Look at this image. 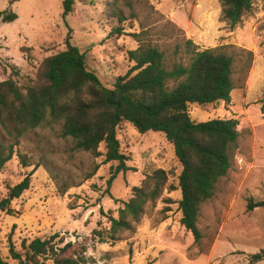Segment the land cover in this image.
<instances>
[{
  "label": "rangeland",
  "instance_id": "obj_1",
  "mask_svg": "<svg viewBox=\"0 0 264 264\" xmlns=\"http://www.w3.org/2000/svg\"><path fill=\"white\" fill-rule=\"evenodd\" d=\"M184 1L132 0V8L123 6L128 19L121 24L110 17L107 0H74L73 11L66 19L65 0H0V82L11 78L23 86L30 84L44 59L66 50L70 34L71 44L85 53L88 70L114 89L118 78L134 66L128 51L138 44L131 34L148 29L154 43L174 56L177 45H182L187 36L174 20L175 14L191 18ZM217 9V0H210L207 10L197 17L213 26L219 20ZM2 12L15 13L17 19L3 22ZM134 13L136 18L132 17ZM118 27L124 29L123 34L110 35ZM225 29L231 30L229 26ZM234 30L237 34L230 35L234 41L226 44L233 46L230 52L235 56L234 105L230 103L228 109L227 103L219 102L189 108L195 122L230 119L234 115L240 132L231 170L217 184L214 197L201 206L198 227L203 238L199 243L192 234V240H188L182 233L170 234L162 228L167 221L171 222L169 229L181 224L180 190L165 191L155 204H148L135 232L123 233L121 241L101 243L93 236L94 230L110 228L109 216L118 217L122 201L132 197V188L141 186L146 175L163 169L169 176L168 185L177 186L182 172L175 148L164 134H142L124 121L118 128V139L129 158L127 165L133 170L120 173L109 189L111 167L117 162L101 165L92 179L65 195L58 193L55 180L40 165L43 160L57 161L74 176H81L93 163L101 164L103 160L87 153L72 155L71 144L60 138L58 127L38 130V134L18 142L5 139L8 144L15 143V153L0 171V200L9 197V187L28 176L30 186L20 198L11 197L12 214L0 212V256L8 264H18L10 258V240L20 250L24 239L60 233L66 242L86 245L93 264H253L251 256L264 250V206L249 209L251 204L264 202V0H255L253 11ZM244 49L254 54L248 73ZM175 57H184L182 61L188 63L183 52ZM254 67L259 74H252ZM4 136L0 129V141ZM100 151L105 152L104 145ZM218 236L215 258L211 251ZM164 237L174 242L166 254L165 247L159 245Z\"/></svg>",
  "mask_w": 264,
  "mask_h": 264
},
{
  "label": "trees",
  "instance_id": "obj_2",
  "mask_svg": "<svg viewBox=\"0 0 264 264\" xmlns=\"http://www.w3.org/2000/svg\"><path fill=\"white\" fill-rule=\"evenodd\" d=\"M131 1L107 0L110 17L125 23L128 18L123 6L132 8ZM219 3L220 21L233 30L253 11L255 0H219ZM73 5L74 0H65L63 19L73 11ZM132 15L137 17L135 13ZM1 18L10 23L17 15L2 12ZM123 31L118 27L110 35L119 37ZM131 36L138 44L135 50L128 51L134 66L118 78L114 89L106 87L88 70L86 55L71 44L70 34L66 50L44 59L30 84L23 86L11 78L0 82V129L5 134L0 141V171L15 153V143L8 144L5 139L18 142L30 134H38V130L58 127L60 138L71 144L72 155L87 153L94 158L103 157L101 164L93 163L81 176H74L71 170L53 159L43 160L40 165L55 180L58 193L65 195L71 188L92 179L101 165L117 162V166L111 167L109 189L120 173L133 170L127 165L129 158L122 152L118 139L121 123L130 122L142 134L162 133L174 146L182 165L178 185H168L169 176L163 169L146 175L141 186L132 188V197L122 201L118 217L109 216L110 228L94 230L93 236L101 243L121 241L123 233L135 232V225L140 223L148 204H155L165 191L180 190L181 225L199 243L203 238L198 227L201 206L214 197L217 184L231 170L240 132L235 118L195 122L189 108L190 105L206 107L219 102L231 103V93L237 88L235 56L230 52L233 46L201 50L185 36L184 43L177 45L174 56H170L149 37L148 29L143 28ZM242 51L246 54L245 71L248 73L254 54ZM181 52L188 58L187 64L182 61L184 57L176 59ZM102 145L104 153L100 151ZM29 186L28 176L9 187V197L0 200V212L12 214L11 197L20 198ZM258 206H264V202L251 204L249 209ZM101 214L106 215L103 209ZM10 258L18 264L94 263L86 245L66 242L60 233L24 239L20 250L10 240ZM261 261H264V250L251 256L250 263ZM0 264L8 262L0 256Z\"/></svg>",
  "mask_w": 264,
  "mask_h": 264
},
{
  "label": "crops",
  "instance_id": "obj_3",
  "mask_svg": "<svg viewBox=\"0 0 264 264\" xmlns=\"http://www.w3.org/2000/svg\"><path fill=\"white\" fill-rule=\"evenodd\" d=\"M217 0V17L218 21L217 24L213 26H209L207 24V19H201L198 18V14L200 12L207 10V7L209 6L210 0H185L183 5L185 8H187L191 14V18L187 19L184 18L182 13H176L174 20L177 22L178 25L186 32L187 36L194 41V43L201 49H209V48H215L218 46L226 45L231 43L230 41H234V37H230V35L237 34V31L230 30L228 31L225 29L228 25L224 22L220 21L221 16V6L218 5ZM251 20H255L254 18H251ZM252 74L257 73V70L255 67L252 70ZM260 73V71H259ZM257 73V74H259ZM236 93V89L233 90L231 93V104L234 105V94ZM230 104V103H229ZM227 104L226 108H230L231 105ZM214 105H217L214 104ZM235 108V106L233 107ZM231 109V108H230ZM233 114V113H232ZM233 118L236 119V117L233 115ZM162 228H166L168 233H172V231H176L179 233H182L183 236H185L188 240H192L190 236V232H188L181 224L179 226H173L172 229H169V226L171 225V222L167 221L162 224ZM162 230V229H161ZM166 235V234H165ZM172 236V235H170ZM164 242L160 243L159 245L165 247V254L166 249L169 248L171 243H174L171 239L168 240V237H164ZM220 242V237L218 236L217 240L215 241L214 247L211 251V254L213 257L217 258L215 255V252L217 250V247ZM162 252V251H161ZM164 262V258L161 259ZM193 264H198L196 261L192 262ZM264 261H261L257 264H263Z\"/></svg>",
  "mask_w": 264,
  "mask_h": 264
}]
</instances>
